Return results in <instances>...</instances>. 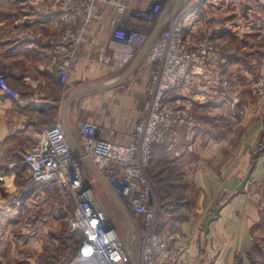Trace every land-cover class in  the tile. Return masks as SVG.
<instances>
[{"label": "crops", "instance_id": "0c3cea01", "mask_svg": "<svg viewBox=\"0 0 264 264\" xmlns=\"http://www.w3.org/2000/svg\"><path fill=\"white\" fill-rule=\"evenodd\" d=\"M154 1L119 0L126 8L123 20L129 27L149 36L158 24L160 31L188 2L180 0L176 12L172 13V0H160L161 11L150 29L134 11H142ZM56 2L21 0L18 8L0 18V76L20 95V100L16 101L0 92V169L13 159L19 161L22 151L57 119L65 127L64 119L67 118L79 149L77 131L84 121L92 120L116 129L119 136L113 140L118 142H124L122 135L130 133L136 124L137 109L140 112L144 95L141 88L127 107L124 106V114L104 115L101 106L96 104V94L108 90L73 99L65 112L67 98L72 92L112 82L129 64L118 66L109 49L110 30L104 21L98 22L87 33L78 51V61L68 78L70 90L64 93L52 47V41L63 27ZM100 11H108L106 4ZM188 14L184 23L186 34L191 30L201 35L210 31L215 51L203 62L190 93L173 96L176 108L190 109L197 120L192 127H182V130L179 126L173 141L154 151L148 168L157 166L153 164L161 159L159 156L170 155L169 163L181 167L180 176L186 181L185 192L195 190V210L204 215L199 223H205L200 227L202 231L195 234L187 218L179 220V225L177 222L161 223L158 231L170 243L178 241L181 246L190 245L191 251L184 258L191 264H241L239 261H244V254L252 244L250 231L259 225L260 202L264 201V100L257 102L252 91L254 79L264 74V2L213 0L206 3L202 0ZM89 174L93 178L89 182L95 180L102 189ZM1 187L0 264H61L60 248L53 233L61 219L56 189L49 187L41 194L27 192L23 194L21 206L15 207L9 199L21 188V178L13 174ZM160 202L164 213L178 211H172L171 203ZM183 205L175 208L182 210L189 206L185 201ZM50 214L52 217H48ZM46 218H52L53 222ZM109 220L122 242L127 239L128 248L135 256L139 239L134 224L128 237L125 219V233L117 219L109 217ZM73 234V246L78 247L84 236L80 232ZM45 248L47 253H44ZM30 250L36 251L40 259L30 258ZM80 262L93 264L79 260L77 255L69 264Z\"/></svg>", "mask_w": 264, "mask_h": 264}, {"label": "built area", "instance_id": "2783aa9c", "mask_svg": "<svg viewBox=\"0 0 264 264\" xmlns=\"http://www.w3.org/2000/svg\"><path fill=\"white\" fill-rule=\"evenodd\" d=\"M161 1L152 2L142 11H134V15L151 29L161 11ZM200 1L188 0L181 11L165 22L127 79L133 82L137 75L135 83L138 79L145 81V100L140 109L141 118L130 133L122 135L125 141L113 140L119 136L116 129L92 120L82 122L77 131L83 158L103 176L131 216L139 239L134 256L136 264H191L184 258L191 251L190 245L181 246L178 241L170 243L158 231L159 215L163 211L146 169L156 146L168 142L179 126L193 125L190 114L173 104V96L190 93L203 62L215 51L210 31L203 35L193 30L185 32L186 17ZM211 1L205 0L206 3ZM105 4L106 13L100 11ZM125 10L119 0L58 1V17L63 27L52 41V47L63 87H68L70 72L78 61V51L87 33L98 22L104 21L110 30L109 49L118 66L122 68L133 61L148 33L129 27L123 20ZM254 88L256 95L264 99V74ZM0 92L20 100L19 93L12 90L2 76ZM13 174L21 178V188L9 202L13 206H21L23 194L49 187L57 190L63 202L73 204L70 231L84 236L77 248L79 260L93 264H130L122 240L98 203L60 119L46 127L38 139L22 151L19 161L13 159L0 169V184L6 185L7 178ZM254 264H264V251L255 258Z\"/></svg>", "mask_w": 264, "mask_h": 264}, {"label": "rangeland", "instance_id": "374dc122", "mask_svg": "<svg viewBox=\"0 0 264 264\" xmlns=\"http://www.w3.org/2000/svg\"><path fill=\"white\" fill-rule=\"evenodd\" d=\"M58 1L59 0H57L56 4L58 3ZM259 1L262 2V0H259ZM20 2H21V0H0V18H4L5 15L10 14L12 10H14L15 8H18L20 5L19 4ZM261 75H259L258 78L254 79L253 85H252L253 95L256 97L257 102L258 101L261 102V100H264L261 97L256 95L255 88H254L255 84L257 83V81L259 80ZM137 78H138V76L135 75L133 82H130V80L129 81L127 80L118 89L115 88L114 90H108L106 92L102 91V92H99L98 94H96V95H98V99H96L95 102H97L96 104H98V106H101V111L104 113V115L111 117L112 112H114L116 114H118V113L124 114V113H122V111L125 108L124 106L127 107L126 104H128L129 101H131L134 93L138 92V90L140 88L144 92L145 81H143V80L139 81V79H138V83L137 82L135 83ZM130 83H133V84H130ZM61 89L64 93H66V92H69L70 87H62ZM144 100H145V95H143V102H144ZM141 107H142V104H141ZM137 112H138L137 121H139V119L141 118V113L139 112V109H137ZM186 112L190 114V115L189 114L188 115L192 117L193 121L197 120L194 112H192L190 109L186 110ZM180 127L186 128V125L183 124V126H180ZM183 128H182V130H183ZM179 129L180 128H178L174 131V135L172 136V138H170L171 140L174 139V136L176 135V133L178 132ZM178 144H179V142H178ZM164 151L165 150H163L162 152H164ZM159 157L161 159L157 160L153 164V165H157V166H150L149 168H148L149 165L147 166L146 174H147L149 180L154 185L153 189H154V191L158 197L159 202L160 201L169 202L174 207L172 209V211L178 210L174 213H171L169 211V214L168 213L166 214V212L164 213V209L161 205V209L163 212L159 215V220H158L159 224L161 225V223H162L164 225L165 222H173V223L177 222L179 225V222H180L179 220L187 218V219H190V221L192 222L191 226L193 227V230L191 232H193V234H195L198 231L199 232L202 231V228H200V227L205 222H202V224H201V222L199 223V221L202 220L204 215H203V213H197L199 210H195V208H196L195 206L197 204L196 203V192H195V190L188 191V193L185 192L184 186H186L185 185L186 181L180 176L181 175V167L172 166L169 163L170 155L164 154V155H161ZM158 163L160 165H158ZM85 175H86L88 181L93 180V178H91L92 176L86 170H85ZM89 185H90L91 189L93 190L98 203L100 204V206L105 211L108 219H109V217H112L115 221L118 220L117 222L121 225L122 232L125 233V221L122 218L121 213L112 204L110 198L106 196L104 191L99 187V185L96 183L95 180L93 181V183L90 181ZM1 186L2 185L0 184V187ZM1 188H3V187H1ZM1 188H0V191H1ZM44 190H45V188L42 190L38 189L39 194L43 193L42 191H44ZM57 194H58V192H57ZM14 195H15V193L12 194V196L9 199V202L11 201V199L13 198ZM192 195H193V197H192ZM58 198L60 200V206H61V209H60L61 219L58 221L59 226H58V223L56 222L57 226L54 228L53 233L55 234L56 241H57L59 248H60L61 264H69L70 261H73V259H76L77 248H78V247L73 246L74 245V239L73 238H74L75 234H73V232L70 231V227H69L70 222H71V218L73 216L72 215L73 204L70 201H68L66 203L63 202L60 199L59 195H58ZM183 201H185V204H187L189 206L183 208L182 210L175 208L177 206L183 205ZM160 204H161V202H160ZM184 209H186V210H184ZM259 209H260L261 218H260L259 225L255 226L258 229L254 230L255 227H253L250 231V234L252 235V244L247 249V252L244 254V261H239V263H241V264H254L255 258H257L262 253V251H264V215H262V213H264V201L260 202ZM55 215H57V214L55 213ZM48 217H52L51 214ZM169 218H171V219H169ZM46 219L48 222H51V223L53 222L52 218H50V219L46 218ZM198 223H199V225H197ZM197 240H199V239H197ZM44 245H45V243H44ZM197 245L200 246L199 243ZM210 247H213V246L211 245ZM6 249H7V251L9 250V248H6ZM216 249H218V247ZM46 250H47V248H45L44 253H47ZM41 254H42V252H41ZM38 255L39 254L36 251L30 250V258H32L33 260L40 259V255L39 256ZM80 264H85V263L80 262ZM210 264H212V263H210Z\"/></svg>", "mask_w": 264, "mask_h": 264}, {"label": "water", "instance_id": "95a60500", "mask_svg": "<svg viewBox=\"0 0 264 264\" xmlns=\"http://www.w3.org/2000/svg\"><path fill=\"white\" fill-rule=\"evenodd\" d=\"M172 2H173L172 13H175L176 9L178 8V6L180 4V0H172ZM159 29H160V24H158L155 27V29L152 31V33L147 37L146 42L144 43L141 50L138 52V54L133 59V61L129 64V66L124 71V73H122V75H120L117 79H115L109 83H99V84L90 85V86H87V87H84L82 89H79L77 91L72 92L67 98L66 105H65V112L67 113L70 102L75 98L87 95L89 93H92V92L98 91V90H112V89H115V88L123 85L125 83V81H127V79L134 73L138 64L141 62L143 57L146 55L148 49L150 48V46L152 45V43L156 37ZM64 123H65V128H66L67 139H68L75 155L81 160L84 168L87 169L95 177V179L100 184L102 189L108 194V196L110 197V199L112 200L114 205L117 207V209L123 215V217L127 223V234L129 237L131 235L132 230H133L132 219H131L130 214L125 209V207L123 206V204L120 201V199L118 198V196L105 183L101 174L95 169V167L89 161H87L85 158H83L81 150L78 148L74 138L72 137V134L70 132V129L68 126V121H67L66 117L64 119ZM122 243H123L124 249L127 253V256L129 258L130 264H136L135 259H134V255L132 254V252L128 248L127 239L123 240Z\"/></svg>", "mask_w": 264, "mask_h": 264}, {"label": "trees", "instance_id": "16d2710c", "mask_svg": "<svg viewBox=\"0 0 264 264\" xmlns=\"http://www.w3.org/2000/svg\"><path fill=\"white\" fill-rule=\"evenodd\" d=\"M170 140H171V139H170ZM170 140H169V141H170ZM169 141H168V142H169ZM171 141H173V140H171ZM171 141H170V142H171ZM168 142H166V143H168ZM166 143H164V144H162V145H158V146H156V147L153 149L152 156H153V153H154V151H155L156 149H159L161 146H164ZM151 159H152V157H151ZM150 162H151V161H150Z\"/></svg>", "mask_w": 264, "mask_h": 264}, {"label": "bare ground", "instance_id": "6f19581e", "mask_svg": "<svg viewBox=\"0 0 264 264\" xmlns=\"http://www.w3.org/2000/svg\"><path fill=\"white\" fill-rule=\"evenodd\" d=\"M183 126V125H182ZM66 131V130H65ZM77 141H78V138H77ZM78 144H79V142H78Z\"/></svg>", "mask_w": 264, "mask_h": 264}]
</instances>
